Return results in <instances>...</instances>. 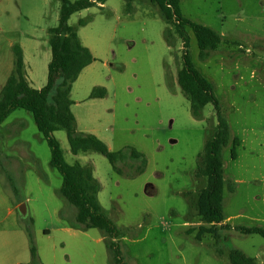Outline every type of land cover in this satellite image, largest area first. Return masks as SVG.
<instances>
[{
    "label": "rangeland",
    "instance_id": "rangeland-1",
    "mask_svg": "<svg viewBox=\"0 0 264 264\" xmlns=\"http://www.w3.org/2000/svg\"><path fill=\"white\" fill-rule=\"evenodd\" d=\"M179 6L184 17L223 38L201 59L187 27L192 62L212 82L230 131L222 150L225 219L217 225L219 237L205 232L197 239L201 224H211L200 221L195 209L208 182L195 176L199 153L218 116L212 103L201 118L191 115L177 80L183 40L176 25L156 13L155 2L134 0L128 7L123 0H107L68 19L93 55L69 91L77 129L125 156L131 148L141 151L144 172L132 175L140 160L127 156L118 161L124 170L118 174L100 152L74 154L65 129L53 135L68 163L92 168L100 183L99 203L120 231L115 241L127 264H230L235 249L264 264V237L237 229H264V0H180ZM60 8L61 0H0V91L14 69V45L21 48L30 85L46 84L49 29L57 26ZM98 87L105 95L91 97ZM50 159L32 113L12 111L0 124V264L31 261L24 230L30 219L43 264H112L105 232L77 225V209L59 194L63 177ZM21 203L28 207L26 217L19 213Z\"/></svg>",
    "mask_w": 264,
    "mask_h": 264
},
{
    "label": "trees",
    "instance_id": "trees-1",
    "mask_svg": "<svg viewBox=\"0 0 264 264\" xmlns=\"http://www.w3.org/2000/svg\"><path fill=\"white\" fill-rule=\"evenodd\" d=\"M102 1L104 0H61L58 24L49 29L51 59L48 63L47 82L43 87L34 88L30 85L25 77L21 48L14 45V69L0 91V124L17 108H23L32 113L38 130L44 135L50 147V165L58 169L63 177L58 192L77 209L75 217L77 225L83 229L96 227L103 230L107 237V245L112 251V264H127L115 241L120 231L104 213L99 203L97 195L100 183L94 177L92 168L78 162L68 163L60 143L53 135L54 131L65 129L70 149L74 154L87 150L100 152L107 157L114 172L118 174L124 173L118 161L127 156L140 160V164L132 175L144 172L147 166L145 155L136 148H131L129 154L125 156L123 150L112 151L97 135L78 130L75 116L71 110L72 100L68 97L71 83L76 79L81 69L90 63L92 53L90 49L82 45L76 30L68 24V19L72 13ZM149 1L155 2L159 6L165 20L176 25L179 36L183 40V67L178 72L177 80L182 92L189 99L191 115L197 119L201 118L204 106L212 103L218 116L215 132L206 140L203 150L199 153V165L195 171L196 177L205 176L208 180L207 185L198 194L196 214L200 221L211 224V226L201 224L197 239L201 240L205 232L214 233L218 238L217 225L225 219L223 213L225 178L222 150L230 140V131L222 116L221 106L215 96L212 82L192 62L188 51L187 27H190L196 36L201 59L208 58L212 51L218 49L223 38L211 27L184 17L180 11V0ZM80 23L84 24L85 21L80 20ZM165 37L169 43H172L169 28L165 31ZM228 42L237 44L232 40ZM104 95V89L99 87L94 88L91 93V97H103ZM229 189L233 191L231 184ZM60 214L62 217L65 216L63 212ZM32 223L33 221L30 219V223L24 226L30 242L31 261L20 264H43L33 243ZM223 226L227 227V225ZM237 229L243 234L258 233L264 237L263 228L238 226ZM228 261L230 264H255L253 258L237 249L229 252Z\"/></svg>",
    "mask_w": 264,
    "mask_h": 264
},
{
    "label": "crops",
    "instance_id": "crops-1",
    "mask_svg": "<svg viewBox=\"0 0 264 264\" xmlns=\"http://www.w3.org/2000/svg\"><path fill=\"white\" fill-rule=\"evenodd\" d=\"M107 0H104V1H102L101 3L102 4H105V2H106ZM123 1H125V3H126V5L129 3L130 5L132 4V2L134 1V0H130L129 2L128 1H126V0H123ZM121 5H122V3H121ZM121 8H122V6H121ZM157 14L158 13H161L160 12V8H159V10L156 12ZM129 20H132V19H130V18H128ZM168 22H170V21H168ZM76 33H77V31H76ZM77 36H78V33H77ZM78 38H79V36H78ZM80 39V38H79ZM80 41H81V39H80ZM82 43V42H81ZM82 45L83 46H85L83 43H82ZM85 47H87V46H85ZM88 48V47H87ZM89 49V48H88ZM92 57H93V55H92ZM79 74H80V72H79ZM79 74H78V76H79ZM78 77H76V79H77ZM76 79H74V80H76ZM71 85H72V83H71ZM70 89H71V86H70ZM68 97H69V94H68ZM22 261H18L17 262V264H20Z\"/></svg>",
    "mask_w": 264,
    "mask_h": 264
},
{
    "label": "water",
    "instance_id": "water-1",
    "mask_svg": "<svg viewBox=\"0 0 264 264\" xmlns=\"http://www.w3.org/2000/svg\"><path fill=\"white\" fill-rule=\"evenodd\" d=\"M19 213L22 217L28 216V207H27L26 203H21L19 205Z\"/></svg>",
    "mask_w": 264,
    "mask_h": 264
}]
</instances>
